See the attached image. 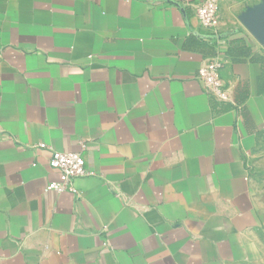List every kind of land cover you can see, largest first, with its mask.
I'll return each instance as SVG.
<instances>
[{
  "label": "crops",
  "instance_id": "crops-1",
  "mask_svg": "<svg viewBox=\"0 0 264 264\" xmlns=\"http://www.w3.org/2000/svg\"><path fill=\"white\" fill-rule=\"evenodd\" d=\"M219 6L223 45L167 0H0V264H264V0Z\"/></svg>",
  "mask_w": 264,
  "mask_h": 264
},
{
  "label": "built area",
  "instance_id": "built-area-1",
  "mask_svg": "<svg viewBox=\"0 0 264 264\" xmlns=\"http://www.w3.org/2000/svg\"><path fill=\"white\" fill-rule=\"evenodd\" d=\"M173 3L177 8L187 16V11L192 12L198 22L200 33L196 35L203 39H207L215 45L225 44L224 38L220 36L219 21H220V6L219 0H205L201 3H186L181 5L177 2ZM203 32V33H202ZM223 64L219 60H210L205 62L196 74V80L200 82L205 90V93L213 100L218 102H230L232 99L229 88L221 78V70ZM39 148L48 149L45 143L39 144ZM87 144L81 142L80 152H57L50 150L49 165L57 171L58 180L50 183L47 186V191H53L57 194L63 192L77 193L75 182L79 179L88 176L89 172L86 168V162L83 156Z\"/></svg>",
  "mask_w": 264,
  "mask_h": 264
},
{
  "label": "water",
  "instance_id": "water-1",
  "mask_svg": "<svg viewBox=\"0 0 264 264\" xmlns=\"http://www.w3.org/2000/svg\"><path fill=\"white\" fill-rule=\"evenodd\" d=\"M246 23L256 36H258V38L264 43V18L247 19Z\"/></svg>",
  "mask_w": 264,
  "mask_h": 264
}]
</instances>
